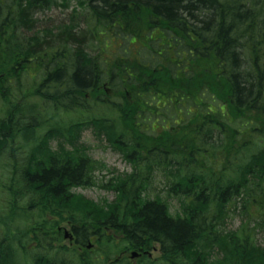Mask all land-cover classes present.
<instances>
[{"label":"trees","instance_id":"16d2710c","mask_svg":"<svg viewBox=\"0 0 264 264\" xmlns=\"http://www.w3.org/2000/svg\"><path fill=\"white\" fill-rule=\"evenodd\" d=\"M57 1L0 0V161H11L10 210L18 199L28 198L30 208L69 221L76 244L85 248L92 240L113 241L109 229L140 252L158 244V261L143 257L149 264H264V243L257 244L251 234L256 229L264 233V0H83L86 28L63 24L56 33L26 36L23 30L34 27L33 15ZM233 4L242 5V11H234ZM148 34L153 41L142 39ZM120 35L144 46L130 57L117 55L113 64H102L94 48H106L109 38ZM61 44L67 46L63 52L57 50ZM27 63L36 64L33 76L28 75L32 82L24 80ZM68 71V84L59 86ZM205 93L215 105L205 102ZM88 95L106 97L91 105ZM186 100L191 116L166 119L168 126L146 132L144 113L158 115L170 107L177 112ZM85 109L111 114L59 120L60 112ZM85 126L96 137L104 135L133 164L132 172L104 184L116 193L111 202L71 192L94 183L97 163L74 145ZM40 131L43 140L31 152L39 153L53 138L57 151L67 154L56 153L47 169L33 175L16 153L24 150L19 136L29 140ZM156 178L164 179L165 188L156 189ZM17 185L27 189L17 192ZM170 198L179 203L174 212ZM238 202L245 222L238 230L219 231ZM11 216L1 219L7 235L0 241V258L7 256L8 264L14 263L8 241ZM5 248L9 255L1 253ZM82 255L77 264H94L89 250Z\"/></svg>","mask_w":264,"mask_h":264},{"label":"rangeland","instance_id":"374dc122","mask_svg":"<svg viewBox=\"0 0 264 264\" xmlns=\"http://www.w3.org/2000/svg\"><path fill=\"white\" fill-rule=\"evenodd\" d=\"M65 3L67 5L64 4L63 0H59L53 5V8L48 10H46V8L34 14V27L28 30H23L25 35L31 36L34 33H39L44 30L47 32H49V30L53 32L55 26L63 24L68 26V23L71 22L79 27L85 26L86 10L84 6H81V4H84L85 1L79 0L78 2V0H68L65 1ZM83 36L87 38L89 36V32L85 33ZM142 39L148 41L152 40V37L148 34L142 37ZM57 47L58 51L63 52L67 46L61 44ZM142 47L143 43L139 39H136L134 42H129V39L127 40L126 36L120 35L118 37L109 38L106 48H94V53H99L98 61L102 64H113L116 60H118L116 57L117 55L130 57L133 53H138ZM87 51L90 52L88 53L89 56L93 55L91 51ZM32 63H27V65L24 64V80H30L34 74L36 64ZM28 75L31 77L28 78ZM68 75L69 71L65 75L60 76L59 82L62 83L59 84V86L68 84ZM103 75L105 78L110 79L113 83V80L108 73L103 72ZM38 80L39 79L36 78V82H38ZM30 82H32V79ZM102 97L106 96L101 95L99 97L97 95L96 97H90L88 95L87 99L89 100V104L92 105L95 98ZM112 100L115 99L112 98ZM205 102H207V104H216V102L206 93ZM190 106V100H186L185 105L180 106V109H177V112L170 107L161 109L158 112V115H148L147 113H144L142 119L144 120L143 124L148 126L146 132L148 134H155L156 131H160L162 127L168 126L169 122H165L166 119L170 120V123L173 122V120L181 121L183 119L182 121H184L192 115L193 110L190 109ZM88 110L89 109H85V112L76 111L67 114L60 112L59 120H63L68 123L74 122L78 119H80V121H84L86 117L109 116L111 114V111L102 109L94 111V114H92V112H88ZM99 113L105 115H99ZM153 120H155V122H153ZM93 131L92 127H83L74 145L79 153L85 154L86 157L97 163L95 166L96 168L92 172V182L94 183H90L85 186L73 187L71 192L81 194L88 200L98 203L102 202L103 204L105 201H113L116 197V193L110 187L104 186V184L108 183L113 176L132 172L133 164L125 158L126 156L116 146L109 143L104 135L96 137ZM40 133L41 131L36 135L34 134L35 136L30 137L31 139L29 140H24L25 138L23 136H19V141L22 143L21 146L24 150L19 151L18 155L16 153L17 158L20 159L18 160L20 165L25 167V165L29 163L27 172L33 175L41 173L43 168L47 169V167L50 166L49 161H51V157H54L56 153H58V155L67 154L66 152L57 151V144L59 143L53 138H47L44 145L45 149L43 148L39 153L31 152L33 151V147L39 145L38 143H41V140H43V138H41V140L38 139V135ZM29 136H31L30 133ZM117 144H121V142H118ZM63 146L66 150L71 149V146L66 143H64ZM9 165L11 166V161H7V158L3 157L0 161V241L7 235L4 231L5 229L2 227L1 219L5 216L12 215L10 220H7V224L10 231L8 241L13 247L11 251V258L13 259L14 264H37L39 262L40 264H44L41 260L44 258H48L46 261L49 262H52L54 259V261H65L70 264H77L78 257L83 258L82 254L85 249L91 252V260L94 264H149V261L156 262L160 259L161 252L158 244L154 245L155 249L151 250V254H149L150 249L140 252L124 243L123 236L116 234L110 229L106 230V232L114 237L113 241L104 238L100 243H96L94 240L90 241L86 244V248L78 246L76 244L75 233L72 230V226L69 221L61 220L60 217H57L50 212L41 211L37 207L30 208L28 198L24 200L18 199L15 202L16 208L10 210L9 207L12 199L10 194L11 169L8 168ZM20 171L21 169L18 170V173ZM155 172H158V170H155ZM35 184L38 186V183ZM19 187L21 188L19 185L15 187L17 192L27 189L23 187L22 190H19ZM156 187L157 190L165 188L164 179H162V181L157 179ZM156 189L155 191H157ZM169 204L171 212L179 209V203L176 199L170 198ZM249 211L257 216L255 207L251 206ZM229 213V216L226 217L225 220L223 218V221L218 225L219 231H221V229L225 232L238 230L241 228L247 217L245 212L242 210L241 202L232 206ZM257 218L259 217L257 216ZM52 222H58V225L53 227ZM253 225L254 222H251L248 224V227H253ZM14 229H17V231H14ZM65 231L71 232L73 238H65ZM34 233L36 236H34ZM27 234L28 236H26ZM251 234L257 244L264 243V233L261 230H252ZM34 237H38V241L41 243H38ZM95 238L101 239L100 236H96ZM48 244L51 245L50 248L47 247ZM133 251L140 252L142 255L140 257H131V252ZM15 252L17 253L16 255ZM105 257L107 258L106 261L103 260ZM143 257L148 258L149 261ZM0 259L2 264H8L7 256L4 255Z\"/></svg>","mask_w":264,"mask_h":264},{"label":"bare ground","instance_id":"6f19581e","mask_svg":"<svg viewBox=\"0 0 264 264\" xmlns=\"http://www.w3.org/2000/svg\"><path fill=\"white\" fill-rule=\"evenodd\" d=\"M55 4V3H54ZM54 4H52V5H50L46 10H48V9H51V8H53V5ZM234 5V7H233V10L234 11H237V10H240V11H242L241 9H242V5H235V4H233ZM220 6V5H219ZM229 6H231V5H229ZM77 13V12H76ZM204 16H209L207 13L204 15ZM71 19H72V17H71ZM71 21V20H70ZM72 23V22H71ZM71 23H68V26L71 24ZM54 28H56V29H60L61 27L60 26H55ZM82 28H86V25L85 26H83ZM56 29H54L53 30V33H56ZM83 30H85V29H83ZM238 49V47H234L233 48V53H235V51ZM168 206H169V210L171 211V208H170V204H169V200H168ZM153 248L151 247V249H150V253L149 254H151V250H152ZM1 253L2 254H7V255H9V249H7V248H5V249H3L2 251H1ZM10 257H11V254H10ZM45 259V258H44ZM42 260V263L44 262V260L43 259H41ZM46 260V259H45ZM10 264H14V263H10ZM45 264V263H44Z\"/></svg>","mask_w":264,"mask_h":264},{"label":"water","instance_id":"95a60500","mask_svg":"<svg viewBox=\"0 0 264 264\" xmlns=\"http://www.w3.org/2000/svg\"><path fill=\"white\" fill-rule=\"evenodd\" d=\"M68 236V234H67V232L65 233V237H67ZM132 255L133 256H135L136 254L135 253H132Z\"/></svg>","mask_w":264,"mask_h":264}]
</instances>
